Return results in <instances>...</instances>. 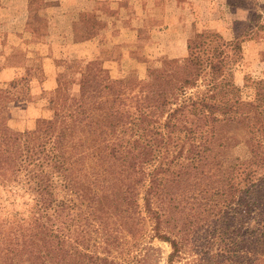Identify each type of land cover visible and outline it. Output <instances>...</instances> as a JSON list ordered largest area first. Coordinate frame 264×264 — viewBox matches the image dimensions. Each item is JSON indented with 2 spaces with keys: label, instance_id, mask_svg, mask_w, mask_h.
Listing matches in <instances>:
<instances>
[{
  "label": "trees",
  "instance_id": "trees-1",
  "mask_svg": "<svg viewBox=\"0 0 264 264\" xmlns=\"http://www.w3.org/2000/svg\"><path fill=\"white\" fill-rule=\"evenodd\" d=\"M188 48L186 65L151 72L136 87L89 63L80 93L61 92L52 117L33 129L14 130L0 118V189L32 199L22 213L1 208L0 264H121L90 252L89 227L108 229L113 217L126 223L140 197L175 264L188 244L176 195L194 180L214 185L207 172L217 165L222 126L248 118L237 115L243 100L226 75L241 48L208 31ZM248 131L244 124L239 144L249 156L218 181L244 191L242 202L251 206L264 199V129L262 137Z\"/></svg>",
  "mask_w": 264,
  "mask_h": 264
},
{
  "label": "rangeland",
  "instance_id": "rangeland-1",
  "mask_svg": "<svg viewBox=\"0 0 264 264\" xmlns=\"http://www.w3.org/2000/svg\"><path fill=\"white\" fill-rule=\"evenodd\" d=\"M208 2H196L193 16L189 8L175 11L172 9L174 6H170L165 10H151L150 20L144 23L143 36L139 39L133 40L131 34L126 32L121 38L113 36L123 33L114 25L111 30L108 29L107 43L110 47L103 48L101 55L93 61L83 62L74 57L61 60V71L58 72L54 89L47 90L41 96L29 91L27 77L14 80L8 86L0 84V118L14 130L35 128L38 120L52 117V100L61 92L65 96H76L80 93L83 72L89 63L103 64L107 67L105 74L109 72L115 79L133 83V87L140 81H150L151 72H160L175 65H186L189 43L195 41L199 32L220 33L215 29L217 27H209L207 23L209 20L216 22L219 14L224 15L230 20L232 30L230 35H226L234 37L232 40L235 46L241 48L238 56L229 61L226 75L239 89L243 100L239 103L237 115L246 114L248 118L237 125L226 122L222 126L219 138L223 145L216 149L217 165L207 172L210 184L214 185H206L208 178L194 180L176 195L174 207L180 218L177 223L188 244L174 263L264 264V199L246 206L242 202L244 191L234 194L220 186L218 181L232 173L235 163L249 156L245 144H239L243 141L244 124L251 135L262 137L263 134L264 63L261 62L260 55L253 53L255 46L247 47L245 51L244 43L256 33L263 35L264 0H229L227 8L219 6L217 1H212V4ZM245 9H249L245 19L235 20L237 12L246 11ZM182 14L186 17L185 21H178L175 16L181 17ZM92 21V16L84 15L83 28H89ZM231 49L229 50L232 51ZM40 74L45 75V72ZM204 88L200 86L198 90ZM26 99H34L36 107L39 105V108L32 112L23 110L25 107L18 101ZM261 172L264 173V169ZM8 188L5 186L0 189V213L4 206L11 214L24 212L26 204L31 203L32 199L29 195L22 198L14 196ZM140 198L138 210L136 213L132 211L133 218H128L126 223L113 217L106 224L108 229H103L102 225L93 222L86 240L91 253L107 256L121 264H169L172 246L169 241L156 235L153 229L155 223L145 212L142 197ZM245 210L249 211V215L245 214Z\"/></svg>",
  "mask_w": 264,
  "mask_h": 264
},
{
  "label": "crops",
  "instance_id": "crops-1",
  "mask_svg": "<svg viewBox=\"0 0 264 264\" xmlns=\"http://www.w3.org/2000/svg\"><path fill=\"white\" fill-rule=\"evenodd\" d=\"M207 1L229 6V0ZM196 2L200 0H0V84L8 86L14 80L27 77L29 91L41 96L54 89L61 60L74 57L83 62L93 61L103 48L110 47L108 29L114 25L123 33L113 36L121 38L126 32L133 40L139 39L143 36L144 23L150 20L151 10H165L170 6L175 11L189 8L193 16ZM245 10L237 12L234 19H245L249 9ZM86 14L93 21L84 29ZM218 16L216 22L209 20L207 26L214 25L225 39L232 40L234 37L226 35L232 31L230 20L224 15ZM175 18L186 19L184 14ZM261 32L262 36L256 33L247 40L244 48L255 46L253 53L260 55L264 63V31ZM43 71L45 75L40 74ZM18 102L26 112L39 108L34 99Z\"/></svg>",
  "mask_w": 264,
  "mask_h": 264
}]
</instances>
